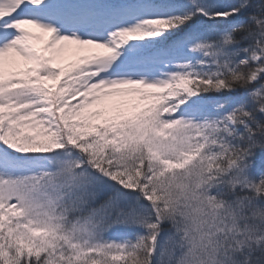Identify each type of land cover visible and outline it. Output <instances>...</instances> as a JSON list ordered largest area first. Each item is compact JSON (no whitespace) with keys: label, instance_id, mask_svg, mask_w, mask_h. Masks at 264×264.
Returning <instances> with one entry per match:
<instances>
[{"label":"snow or ice","instance_id":"snow-or-ice-1","mask_svg":"<svg viewBox=\"0 0 264 264\" xmlns=\"http://www.w3.org/2000/svg\"><path fill=\"white\" fill-rule=\"evenodd\" d=\"M0 264H264V0H0Z\"/></svg>","mask_w":264,"mask_h":264}]
</instances>
